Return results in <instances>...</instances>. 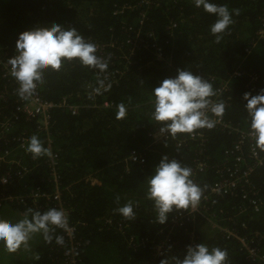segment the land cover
Masks as SVG:
<instances>
[{
  "label": "trees",
  "instance_id": "trees-1",
  "mask_svg": "<svg viewBox=\"0 0 264 264\" xmlns=\"http://www.w3.org/2000/svg\"><path fill=\"white\" fill-rule=\"evenodd\" d=\"M141 1L0 0V124L11 119L9 134L0 140V219L7 226L11 217L31 229L10 232L0 225V264H61L68 243L55 205L76 226L77 264H189L196 255L212 264H264V161L247 179L254 195L244 183L233 196H217L210 194L216 168L236 137L193 125L189 132L202 133L201 139L184 147L170 139L145 150L148 133L160 126L181 128L179 138L189 134L190 116L161 102L193 107L189 93L209 76L224 78L235 69L255 81L236 79L221 112L241 130L258 129L250 115L264 103V41L246 49L264 15V0ZM143 14L142 41L132 49L122 27H136ZM168 20L178 24L172 36ZM148 45L166 61L158 62ZM108 52L119 60L109 61ZM5 62L19 69L16 77L6 74ZM118 69L125 73L107 78ZM17 78L36 84L39 96L54 105L46 130L35 120L11 118L10 89ZM70 105L78 108L75 115ZM24 132L29 140L22 148L10 139ZM133 151L143 163L128 160ZM51 153L57 155L55 182ZM247 155L244 145L245 164L252 166ZM200 161L206 167L196 172ZM56 191L59 202L52 199ZM205 194L216 227L230 228L243 243L201 218L188 224L197 243L187 248L188 234L175 232L170 218Z\"/></svg>",
  "mask_w": 264,
  "mask_h": 264
},
{
  "label": "built area",
  "instance_id": "built-area-1",
  "mask_svg": "<svg viewBox=\"0 0 264 264\" xmlns=\"http://www.w3.org/2000/svg\"><path fill=\"white\" fill-rule=\"evenodd\" d=\"M142 3H144L145 5L150 4L148 0H142L140 4ZM124 9L126 8H120L119 10L114 12V15L123 13ZM143 16L144 14L141 16V19L136 27H122V30H125L129 34L126 38V44L131 45L132 49L142 41L140 34L144 21ZM258 26L259 27H257V30L255 31V37L250 42V48L246 49L247 52H249L251 47H254L256 43L264 41V15L259 17ZM177 27L178 24L176 22L168 20L166 30L169 32L170 36H172V31ZM147 34L151 37H154L152 33ZM145 47L155 48V46L149 45ZM94 51H99L101 52V54H104L102 49L99 50L98 46L94 47ZM128 53L132 55L133 51L129 49ZM107 54L110 59L109 61L115 62L116 60H119V56L113 55L110 52H108ZM153 55L158 62L166 61L159 48H155ZM122 60H124V66H126L127 62L124 57ZM3 68L9 77H16L19 73V69H17L16 66L11 64L10 62H5ZM124 73L125 71H121V69H118L115 71L114 76L111 77L109 74L107 78L115 81V78L117 76H122ZM241 77L249 78V82L255 81V77L253 74H246L239 69H235L229 72L224 78L209 76L206 79V82L202 84V86L198 90H196L195 92H191L190 97L195 102V106L193 107L188 105L178 106L176 104V102L178 101H173L172 103H160L163 107L169 105L174 109H178V115L181 117H183L184 115L190 116L188 122L186 123L187 132H189L190 127H192L193 125H197L202 130L220 128V130L222 129L228 135L236 137L235 141L233 142L231 151H225V157L221 165L216 168L217 180L210 187L211 195L233 196L235 195L239 184L241 187L246 184L249 193L254 195V187L250 183H247V179L249 174L253 170V166L260 165L264 161V103L256 107L250 115L251 119L259 122L258 129L253 128L246 131L241 130L238 126H235L231 122L226 120L221 112L222 107L229 106V104L226 103V100L230 99L232 95L231 88L235 83V80ZM13 84L14 88L10 89L13 95V100L10 104L11 108L13 109L11 118L15 121L20 120L21 118L25 119L27 122L35 120L36 122H38L39 129L46 130L50 123L49 111L54 107V105L46 100H43L39 96L36 84L31 83L29 79L17 78L14 80ZM86 89L91 90V85L87 84ZM222 97L226 98L223 101L219 100ZM58 106H65V102H63L61 105L59 104ZM103 106L106 108L109 107L108 103H104ZM67 107L73 115H75L78 111V108L76 106L70 105ZM10 120V118H7L4 123L0 124V140L4 137L5 134H9V132L7 133V131L10 126ZM259 130H261L262 136L258 135ZM180 131L181 128L168 129L163 126L154 129L153 131L148 133V137L151 143L150 145L146 146L145 150L149 151L153 145L160 144L163 141H169L170 139L173 140L177 138V146L184 147L187 145L188 140L197 141L198 138H202V133L196 134L193 132H189L186 138H179L177 136ZM10 140L21 142V147L24 148V144L28 142L29 137L24 132L21 133L19 137L17 136ZM258 142H261L263 146L262 151L258 149ZM244 145L247 146L248 149L247 158L251 161H254V164L252 166L249 164H245L246 159H244V157L242 156ZM235 154L237 156L233 157V155ZM48 160L50 162V164H48L50 175L55 182L58 179L55 172L57 155L55 153L49 154ZM128 160L139 163L144 162L143 156L135 151L131 152ZM205 167V163L200 161L196 163L194 170L196 172H202ZM1 182L6 183V179L3 178ZM33 197L36 198L37 194H34ZM40 198H46V200H49L50 197L45 194H41ZM242 198H246L245 195H243ZM52 199L53 201L59 202L60 194L56 191L53 194ZM209 200L210 198L207 194L202 195L200 199H197L190 204L188 208L189 210L187 212L177 213L170 218V225L172 226V228L178 229L176 231L174 230L175 232L183 231L188 234L189 244L187 247L191 248L197 243L195 242V231L191 230L190 232H188L190 230L188 229V224H195L199 219L202 218L204 219V221H207L208 223L216 227L215 222L213 221V216H211L213 214L209 213L211 207L207 206ZM253 203L254 202L251 201V204ZM56 208L57 220L58 222L60 221L61 231L68 243V247L64 250L65 259H63L61 264H77L76 258L78 255L79 243L77 242L75 237L76 226L68 222L67 212L63 208L55 205L54 209ZM55 217L56 216H54V218ZM216 228L226 238L240 241V244L243 243L242 240L239 239V237L235 234V231L231 230L230 228L222 225H218ZM167 241H169V239H167ZM162 250L163 246L160 245L156 248V253L160 254ZM250 254L252 256H255V251L250 250ZM187 260L189 264H212V260L209 257H202L199 255H196L195 257L190 259L188 258Z\"/></svg>",
  "mask_w": 264,
  "mask_h": 264
},
{
  "label": "rangeland",
  "instance_id": "rangeland-1",
  "mask_svg": "<svg viewBox=\"0 0 264 264\" xmlns=\"http://www.w3.org/2000/svg\"><path fill=\"white\" fill-rule=\"evenodd\" d=\"M0 217H2V216H0ZM5 217H7V216H5ZM7 218H8L7 221H6L7 226L5 225V223H2L1 222L2 219H0V225L2 226V228L10 230V232H16V231H20L22 229H28L29 231H31L30 228H27L26 226L23 227L22 223L12 219L11 217H7ZM5 234L7 236H9L8 233H5ZM30 239H32V236L30 237ZM23 254L24 253L22 252L21 253V257H22Z\"/></svg>",
  "mask_w": 264,
  "mask_h": 264
},
{
  "label": "clouds",
  "instance_id": "clouds-1",
  "mask_svg": "<svg viewBox=\"0 0 264 264\" xmlns=\"http://www.w3.org/2000/svg\"><path fill=\"white\" fill-rule=\"evenodd\" d=\"M189 96H190V93H189ZM195 231V230H194ZM189 244V243H188ZM188 246V245H187ZM187 248H190V247H187Z\"/></svg>",
  "mask_w": 264,
  "mask_h": 264
}]
</instances>
